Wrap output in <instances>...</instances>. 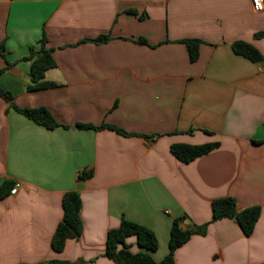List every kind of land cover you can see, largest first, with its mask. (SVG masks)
<instances>
[{
  "label": "crops",
  "instance_id": "crops-1",
  "mask_svg": "<svg viewBox=\"0 0 264 264\" xmlns=\"http://www.w3.org/2000/svg\"><path fill=\"white\" fill-rule=\"evenodd\" d=\"M264 9L251 0H0V89L23 109L47 108L48 129L0 97V264H115L108 232L123 219L151 230L161 263L174 220L209 223L175 252V264H264V62L237 55L244 41L264 56ZM46 35L56 84L28 91L31 47ZM106 43H96L100 36ZM140 38L146 44L137 42ZM203 43L192 62L185 39ZM77 124L116 126L131 136ZM220 143L190 163L174 144ZM92 172L89 179H80ZM82 201L83 231L62 252L52 242L63 197ZM259 207L250 236L235 219L212 221V202ZM141 252L135 236L126 241Z\"/></svg>",
  "mask_w": 264,
  "mask_h": 264
},
{
  "label": "trees",
  "instance_id": "trees-1",
  "mask_svg": "<svg viewBox=\"0 0 264 264\" xmlns=\"http://www.w3.org/2000/svg\"><path fill=\"white\" fill-rule=\"evenodd\" d=\"M264 33H259L256 37H263ZM110 40V36L104 35L95 39L96 43H106ZM137 42L146 44L147 41L140 38ZM187 46L189 57L192 62L199 59L200 46L203 43L200 39H185L181 41ZM47 38L43 35L40 40V48H30L29 55L24 59L30 62V79L28 91L44 90L55 87L56 84L47 82L45 74L48 70L56 67V61L53 57L52 50L46 47ZM237 55L243 56L252 62H264V56L251 44L244 41H237L232 45ZM5 46L0 45V54L5 58ZM7 65L0 70V74L6 71L12 64L6 61ZM0 97L9 103L19 113L33 120L35 123L42 125L48 129H54L61 124L57 122L52 113L44 107L41 108H20L14 102V96L3 89H0ZM79 129L104 130L109 129L116 131L125 136H131L126 131L111 125H102L95 127L89 124H77ZM220 143H207L203 145L174 144L171 146V153L181 162L190 163L195 159L202 157L213 150L217 149ZM93 175L92 172H84L80 175V179H89ZM15 183L7 181L0 186V198L10 194ZM82 201L79 193L76 191L67 192L63 197V219L60 222L53 238L52 247L56 252H62L66 242L71 238H79L83 231V223L81 219ZM261 210L259 207H251L242 211L238 210L237 202L234 198H222L212 202V221L221 219H235L243 233L246 236L252 235L255 226L259 220ZM209 223L194 226L192 228H183L180 220H174L171 230L169 254L161 262L157 263L152 253L158 250L159 244L154 233L148 228L123 219L121 225L108 232L106 241V256L115 264H175V252L185 245L192 235H205ZM135 236L137 244L142 249L141 252L133 253L126 241L129 237ZM41 264H71L66 261L51 260ZM84 264V263H83Z\"/></svg>",
  "mask_w": 264,
  "mask_h": 264
},
{
  "label": "built area",
  "instance_id": "built-area-1",
  "mask_svg": "<svg viewBox=\"0 0 264 264\" xmlns=\"http://www.w3.org/2000/svg\"><path fill=\"white\" fill-rule=\"evenodd\" d=\"M252 8L255 12H262L264 9V0H251ZM18 186H14L10 192L11 195H15L17 193Z\"/></svg>",
  "mask_w": 264,
  "mask_h": 264
}]
</instances>
